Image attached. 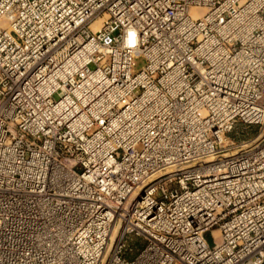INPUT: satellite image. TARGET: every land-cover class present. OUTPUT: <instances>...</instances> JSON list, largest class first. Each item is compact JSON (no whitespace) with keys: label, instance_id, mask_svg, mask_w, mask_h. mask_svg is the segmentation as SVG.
<instances>
[{"label":"built area","instance_id":"built-area-1","mask_svg":"<svg viewBox=\"0 0 264 264\" xmlns=\"http://www.w3.org/2000/svg\"><path fill=\"white\" fill-rule=\"evenodd\" d=\"M0 264H264V0H0Z\"/></svg>","mask_w":264,"mask_h":264},{"label":"rangeland","instance_id":"rangeland-1","mask_svg":"<svg viewBox=\"0 0 264 264\" xmlns=\"http://www.w3.org/2000/svg\"><path fill=\"white\" fill-rule=\"evenodd\" d=\"M142 64H143V60H141V59L137 60V62H136V68L141 67ZM205 237H206V239L210 242L209 233H206ZM136 241H137V246H136V248L138 247V249H139V248H140V245H141L142 243H141V241L138 240V239H137ZM135 253H136V251H134V252L131 253V254H128L127 257H128V258H131Z\"/></svg>","mask_w":264,"mask_h":264},{"label":"bare ground","instance_id":"bare-ground-1","mask_svg":"<svg viewBox=\"0 0 264 264\" xmlns=\"http://www.w3.org/2000/svg\"><path fill=\"white\" fill-rule=\"evenodd\" d=\"M100 22V20L98 21V23ZM217 230H214V234H215V236L217 235Z\"/></svg>","mask_w":264,"mask_h":264},{"label":"trees","instance_id":"trees-1","mask_svg":"<svg viewBox=\"0 0 264 264\" xmlns=\"http://www.w3.org/2000/svg\"><path fill=\"white\" fill-rule=\"evenodd\" d=\"M135 245H137V241L135 242Z\"/></svg>","mask_w":264,"mask_h":264}]
</instances>
